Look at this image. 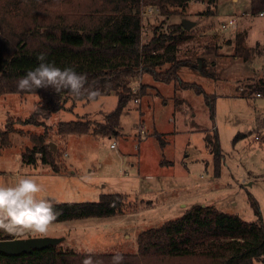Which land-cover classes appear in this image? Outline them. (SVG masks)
Listing matches in <instances>:
<instances>
[{"label":"rangeland","instance_id":"obj_1","mask_svg":"<svg viewBox=\"0 0 264 264\" xmlns=\"http://www.w3.org/2000/svg\"><path fill=\"white\" fill-rule=\"evenodd\" d=\"M250 4L251 0H218L213 5L191 0L186 9L172 8L169 15L142 14V45L156 31L183 36L176 54L189 65L180 68V77L205 94L157 81L145 72L133 85L139 103L133 98L124 109L118 134L95 133V124H106L118 106L113 93L91 102L70 97L65 109L46 120L45 126L16 121L32 115L38 95L9 94L0 99V130L9 118L15 120L10 144L4 147L0 140V183H13L20 174L33 176L59 203L125 195L122 214L53 223L47 236L64 238L57 245L60 251L89 254L84 249L91 248L94 254L135 255L142 231L177 219L195 205L254 222L259 218L251 197L258 202L264 222V91L258 93L264 86V16L253 15ZM230 18L235 24L222 28ZM183 19L196 25L173 35ZM170 67L166 63L157 72L164 74ZM142 85L147 86L144 94ZM78 120L94 123L90 133H59L61 123ZM215 133L224 155L220 177L215 176L206 140L207 134ZM157 135L163 137V145ZM40 136L50 149L51 144L56 146L58 173L39 154L36 164L23 160L26 151L36 146L33 137ZM29 237L46 236H14Z\"/></svg>","mask_w":264,"mask_h":264},{"label":"trees","instance_id":"obj_2","mask_svg":"<svg viewBox=\"0 0 264 264\" xmlns=\"http://www.w3.org/2000/svg\"><path fill=\"white\" fill-rule=\"evenodd\" d=\"M191 0H0V99L9 94L39 96L36 110L27 119H18L24 125L45 126V121L65 109L72 97L68 90L55 93L51 88L33 92L18 91L17 82L29 70L38 67L37 57L44 54L46 62L63 69L72 67L78 74H86L85 87L99 89L100 96L116 94L117 108L108 116L106 124H95V133L112 136L119 133L122 113L137 93L133 85L145 72L157 81L180 84L198 95L204 90L194 84L185 85L179 70L188 62H180L176 50L183 36L154 33L142 45L143 6H159L162 15L171 9H186ZM217 4L218 0H195ZM253 15L264 12V0H251ZM180 24L172 32H184ZM242 45L241 37L238 48ZM259 45V44H258ZM164 50V52H162ZM164 53L167 55L165 56ZM166 57V58H165ZM171 67L157 72L164 64ZM189 65V64H188ZM141 86V93L146 91ZM259 94L264 91L259 88ZM209 99V97L206 96ZM96 99V100H97ZM76 100H87L80 98ZM88 101V100H87ZM215 117V105L211 109ZM11 117L0 130L2 146L10 144L15 132ZM94 123L78 120L63 122L59 133L88 134ZM161 145V135H157ZM36 146L28 149L23 160L29 164L41 161L57 167L55 152L45 145L43 136L33 137ZM212 150L215 176H221L224 155L218 133L207 134ZM258 220L247 222L238 215L217 210L212 206L195 205L177 219L142 231L138 237V253L121 254L123 264H264V222L258 202L251 197ZM125 195L103 194L99 201L63 202L54 204L58 213L54 223L85 218H109L122 214ZM14 235L0 231V240ZM87 255L102 264H111L115 254L75 253L60 251L57 246L33 249L29 253L10 255L0 252V264H82Z\"/></svg>","mask_w":264,"mask_h":264},{"label":"clouds","instance_id":"obj_3","mask_svg":"<svg viewBox=\"0 0 264 264\" xmlns=\"http://www.w3.org/2000/svg\"><path fill=\"white\" fill-rule=\"evenodd\" d=\"M37 59L40 61L38 67L27 71L18 80V91L33 92L51 88L59 93L68 90L73 99L86 98L90 102L100 96L99 89L85 87L86 74H78L72 67L61 69L54 63H48L44 54ZM59 202L46 193L37 178L30 175L20 174L13 183H0V231L17 237L47 236L58 215L54 203ZM84 251L92 253L93 249L87 248ZM123 261V255L116 253L111 264H123ZM82 264H102V261L93 260L92 255H87Z\"/></svg>","mask_w":264,"mask_h":264},{"label":"water","instance_id":"obj_4","mask_svg":"<svg viewBox=\"0 0 264 264\" xmlns=\"http://www.w3.org/2000/svg\"><path fill=\"white\" fill-rule=\"evenodd\" d=\"M181 24L185 30L189 31L196 25V22L183 19ZM199 68L201 69V66ZM51 150L56 152V146L54 144H51ZM63 240V237L49 236L5 239L0 240V252L10 255H20L22 253H29L33 249H44L52 245L57 246Z\"/></svg>","mask_w":264,"mask_h":264},{"label":"built area","instance_id":"obj_5","mask_svg":"<svg viewBox=\"0 0 264 264\" xmlns=\"http://www.w3.org/2000/svg\"><path fill=\"white\" fill-rule=\"evenodd\" d=\"M159 12H160L159 6L154 5V4H147V5L143 6L142 14L145 17H149V16H153L154 14H157V13L159 14ZM260 15L264 16V12L261 13ZM234 24H235V18H230L227 22L222 24V28L227 29L229 26L234 25ZM259 96H261V94H259ZM135 102L139 103V99L136 98ZM141 133L142 134L144 133L143 129L141 130ZM112 145H115V147H116V143L111 144V148H115V147H112Z\"/></svg>","mask_w":264,"mask_h":264},{"label":"crops","instance_id":"obj_6","mask_svg":"<svg viewBox=\"0 0 264 264\" xmlns=\"http://www.w3.org/2000/svg\"><path fill=\"white\" fill-rule=\"evenodd\" d=\"M235 1H238V0H235ZM182 23V22H181ZM241 32H239V33H235L236 34V36L238 35V34H240ZM186 35H187V33H186ZM235 36V37H236ZM258 45V44H257ZM163 52V51H162ZM167 65H168V63H167ZM116 95V94H115ZM69 99H71V98H69ZM87 101V100H86ZM88 102H90V101H88ZM86 116L88 115V114H85ZM133 164V166H135V163H132ZM170 206V205H169Z\"/></svg>","mask_w":264,"mask_h":264}]
</instances>
